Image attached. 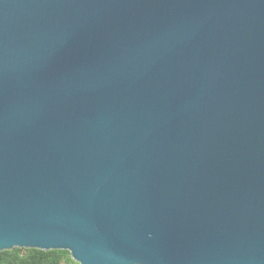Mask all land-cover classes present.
<instances>
[{
	"label": "water",
	"instance_id": "1",
	"mask_svg": "<svg viewBox=\"0 0 264 264\" xmlns=\"http://www.w3.org/2000/svg\"><path fill=\"white\" fill-rule=\"evenodd\" d=\"M264 264V0H0V251Z\"/></svg>",
	"mask_w": 264,
	"mask_h": 264
},
{
	"label": "trees",
	"instance_id": "2",
	"mask_svg": "<svg viewBox=\"0 0 264 264\" xmlns=\"http://www.w3.org/2000/svg\"><path fill=\"white\" fill-rule=\"evenodd\" d=\"M0 264H79L68 250L15 247L0 251Z\"/></svg>",
	"mask_w": 264,
	"mask_h": 264
}]
</instances>
